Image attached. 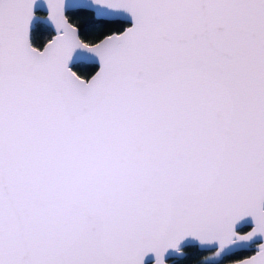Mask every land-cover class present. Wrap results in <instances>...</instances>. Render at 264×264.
Instances as JSON below:
<instances>
[{"label": "snow or ice", "instance_id": "1", "mask_svg": "<svg viewBox=\"0 0 264 264\" xmlns=\"http://www.w3.org/2000/svg\"><path fill=\"white\" fill-rule=\"evenodd\" d=\"M190 240L264 264V0H0V264Z\"/></svg>", "mask_w": 264, "mask_h": 264}, {"label": "trees", "instance_id": "2", "mask_svg": "<svg viewBox=\"0 0 264 264\" xmlns=\"http://www.w3.org/2000/svg\"><path fill=\"white\" fill-rule=\"evenodd\" d=\"M200 251L195 245L188 244V248L185 250V256L176 257L172 264H192L193 262H199Z\"/></svg>", "mask_w": 264, "mask_h": 264}, {"label": "water", "instance_id": "3", "mask_svg": "<svg viewBox=\"0 0 264 264\" xmlns=\"http://www.w3.org/2000/svg\"><path fill=\"white\" fill-rule=\"evenodd\" d=\"M188 244H194L197 248H199V246L196 244L195 241H191L190 240V241H188ZM182 246H184V245H182ZM168 255H169V257H171V256H173L175 254L170 251ZM192 264H196V263H192Z\"/></svg>", "mask_w": 264, "mask_h": 264}, {"label": "flooded vegetation", "instance_id": "4", "mask_svg": "<svg viewBox=\"0 0 264 264\" xmlns=\"http://www.w3.org/2000/svg\"><path fill=\"white\" fill-rule=\"evenodd\" d=\"M193 245H194V244H193ZM198 249L201 250L200 248H198ZM175 258H176V257L174 256V257L172 258V261H173ZM200 259H201V254H200L198 260H200ZM193 263L199 264V262H193Z\"/></svg>", "mask_w": 264, "mask_h": 264}]
</instances>
